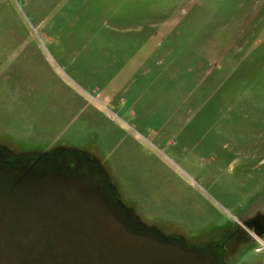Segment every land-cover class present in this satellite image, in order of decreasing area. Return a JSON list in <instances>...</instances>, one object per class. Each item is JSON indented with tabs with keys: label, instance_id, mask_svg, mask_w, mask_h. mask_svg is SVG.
<instances>
[{
	"label": "rangeland",
	"instance_id": "374dc122",
	"mask_svg": "<svg viewBox=\"0 0 264 264\" xmlns=\"http://www.w3.org/2000/svg\"><path fill=\"white\" fill-rule=\"evenodd\" d=\"M263 212L264 0H0V264H264Z\"/></svg>",
	"mask_w": 264,
	"mask_h": 264
},
{
	"label": "flooded vegetation",
	"instance_id": "af4514ba",
	"mask_svg": "<svg viewBox=\"0 0 264 264\" xmlns=\"http://www.w3.org/2000/svg\"><path fill=\"white\" fill-rule=\"evenodd\" d=\"M260 216H263L262 213H255L242 220V223L245 227L252 230L256 234H261L264 231V219ZM240 226H237L239 229ZM235 231V230H234ZM237 231V230H236Z\"/></svg>",
	"mask_w": 264,
	"mask_h": 264
},
{
	"label": "water",
	"instance_id": "95a60500",
	"mask_svg": "<svg viewBox=\"0 0 264 264\" xmlns=\"http://www.w3.org/2000/svg\"><path fill=\"white\" fill-rule=\"evenodd\" d=\"M41 154H43V153H39L38 155L40 156ZM262 215L263 216H260V217L264 219V212L262 213Z\"/></svg>",
	"mask_w": 264,
	"mask_h": 264
}]
</instances>
